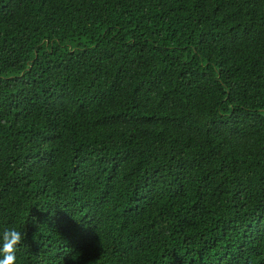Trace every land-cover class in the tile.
<instances>
[{"label":"trees","instance_id":"1","mask_svg":"<svg viewBox=\"0 0 264 264\" xmlns=\"http://www.w3.org/2000/svg\"><path fill=\"white\" fill-rule=\"evenodd\" d=\"M7 228L15 264H264V0H0Z\"/></svg>","mask_w":264,"mask_h":264},{"label":"clouds","instance_id":"2","mask_svg":"<svg viewBox=\"0 0 264 264\" xmlns=\"http://www.w3.org/2000/svg\"><path fill=\"white\" fill-rule=\"evenodd\" d=\"M24 238L25 235L15 228H7L3 231L2 236H0V240H2L0 264H15L18 245Z\"/></svg>","mask_w":264,"mask_h":264}]
</instances>
